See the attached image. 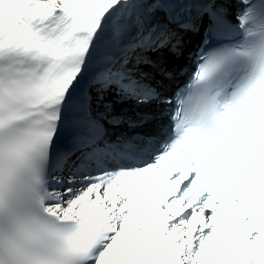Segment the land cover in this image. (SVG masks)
<instances>
[{
    "label": "snow or ice",
    "instance_id": "obj_1",
    "mask_svg": "<svg viewBox=\"0 0 264 264\" xmlns=\"http://www.w3.org/2000/svg\"><path fill=\"white\" fill-rule=\"evenodd\" d=\"M0 264H264V0H0Z\"/></svg>",
    "mask_w": 264,
    "mask_h": 264
}]
</instances>
